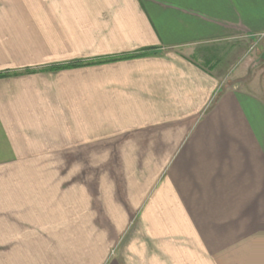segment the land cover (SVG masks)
I'll return each instance as SVG.
<instances>
[{"label":"crops","instance_id":"crops-1","mask_svg":"<svg viewBox=\"0 0 264 264\" xmlns=\"http://www.w3.org/2000/svg\"><path fill=\"white\" fill-rule=\"evenodd\" d=\"M257 37L264 0H0V264H264Z\"/></svg>","mask_w":264,"mask_h":264},{"label":"rangeland","instance_id":"rangeland-1","mask_svg":"<svg viewBox=\"0 0 264 264\" xmlns=\"http://www.w3.org/2000/svg\"><path fill=\"white\" fill-rule=\"evenodd\" d=\"M258 38L259 37L252 38L244 43V51H243V55L241 59L246 58V57L249 58V62H250L249 65L253 67L252 68L249 66L248 68L249 70L248 69L245 70L248 73L246 78L249 75H252L253 70L254 72L258 71L260 67H262V70H260L261 71L260 76L264 77V63H263L264 62V40H260V39L258 40ZM238 65L239 63L238 61H236L235 64L232 65L230 71L226 74L224 78L225 86L227 87L231 86V84L235 81L234 75H236L235 71H236V68H238Z\"/></svg>","mask_w":264,"mask_h":264},{"label":"trees","instance_id":"trees-1","mask_svg":"<svg viewBox=\"0 0 264 264\" xmlns=\"http://www.w3.org/2000/svg\"><path fill=\"white\" fill-rule=\"evenodd\" d=\"M78 64V63H77ZM77 64H73V65H77Z\"/></svg>","mask_w":264,"mask_h":264}]
</instances>
